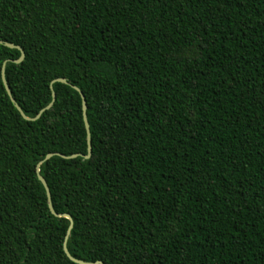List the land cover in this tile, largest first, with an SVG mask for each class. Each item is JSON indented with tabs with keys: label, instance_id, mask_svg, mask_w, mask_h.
Returning <instances> with one entry per match:
<instances>
[{
	"label": "trees",
	"instance_id": "1",
	"mask_svg": "<svg viewBox=\"0 0 264 264\" xmlns=\"http://www.w3.org/2000/svg\"><path fill=\"white\" fill-rule=\"evenodd\" d=\"M0 40V264H79L37 166L78 259L264 264V0H0Z\"/></svg>",
	"mask_w": 264,
	"mask_h": 264
},
{
	"label": "water",
	"instance_id": "2",
	"mask_svg": "<svg viewBox=\"0 0 264 264\" xmlns=\"http://www.w3.org/2000/svg\"><path fill=\"white\" fill-rule=\"evenodd\" d=\"M0 43H3L4 45H6L8 47H15V48H17V49L20 50L19 57L14 58V59H9V60H11V61H13L15 63H19V62H21L23 60L25 53H24L23 49L21 48V46L16 45V44H14L12 42L1 41V40H0ZM5 62H6V60H4L3 63H2V67H1V78H2V82H3V85L5 87V90H6L7 94L9 95L11 101L14 103L15 107L20 112V114L22 115V117H24L25 119H35V118H37L44 109L49 108L52 105V102H53L54 97H55L54 91H52V100L44 108H41L34 117L27 116L22 111L21 107L17 104V102L15 101V99L13 98V96L11 95V91H10V88H9V86L7 84V81H6V78H5V74H4V65H5ZM54 81H59V82L67 83V79L65 77H56V78H54L51 81V83L54 82ZM51 83H50V87H51ZM72 86L76 90L79 91V93L81 95V99H82V117H83L85 129H86V141H87V153L84 154L83 156L85 158H88L91 155L92 148H91V138H90V131H89V123H88L87 116H86V102H85V97H84L82 91L77 86H75V85H72ZM54 154H58V155L63 156L65 158H72V157L77 156L76 153L71 154V155H64V154L58 153V152H48L44 156V160L48 159L49 157H51ZM36 171H37V177H38V179L41 181L42 185L45 188L46 196H47V202H48V207H49L50 212L53 215H55V216H65V217H67L70 220L69 225H68V228H67V232H66V235H65V238H64V241H63V250H64L65 254L68 256V258L70 260H72V261H74L76 263H79V264H104L101 260L85 261V260H82V259H78V258H76V257H74V256H72L70 254V252L68 251V248L66 246V239H67V236L69 234V231H70V229L72 228V225H73L72 218H71V216L68 213H58V212H56L53 209L52 204H51L50 190H49L48 184H47L45 178L39 173L38 166L36 168Z\"/></svg>",
	"mask_w": 264,
	"mask_h": 264
}]
</instances>
